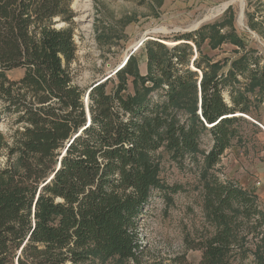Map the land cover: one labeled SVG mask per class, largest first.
I'll return each instance as SVG.
<instances>
[{
  "label": "trees",
  "instance_id": "16d2710c",
  "mask_svg": "<svg viewBox=\"0 0 264 264\" xmlns=\"http://www.w3.org/2000/svg\"><path fill=\"white\" fill-rule=\"evenodd\" d=\"M72 1L0 0V116L16 128L12 144L0 131L10 160L0 168V264H141L148 207L155 198L171 207L184 191L162 178V148L199 171L202 231L184 236L186 252H200L198 264H264V237L247 239L264 230L258 196L216 169L241 142L243 116L264 104L261 58L244 52L222 74L202 44L244 43L213 25L176 37L173 48L146 42V76L132 56L115 79L84 90L73 84V28L56 27L72 24ZM189 43L201 57L194 69ZM14 70L23 77L11 80Z\"/></svg>",
  "mask_w": 264,
  "mask_h": 264
},
{
  "label": "rangeland",
  "instance_id": "374dc122",
  "mask_svg": "<svg viewBox=\"0 0 264 264\" xmlns=\"http://www.w3.org/2000/svg\"><path fill=\"white\" fill-rule=\"evenodd\" d=\"M84 4L89 5L88 11L82 10ZM69 10L74 16L72 24L56 19V27L73 28L78 47L77 58L71 65L73 84L84 90L106 79H115V74L132 56L138 62L141 75L146 76V42L159 41L173 48L179 44L176 37L197 34L213 25L220 26L221 35H236L244 47L224 42L213 49L207 39L200 52L206 62H220L222 74H227L234 60L244 52L255 51L254 56L261 58L260 66L264 67V0H73ZM189 44L193 49L189 66L194 69V62L201 57L197 45ZM23 75V70L8 73L11 80H19ZM239 80L242 86L247 84L244 78L239 77ZM114 82L109 84V91ZM249 96L253 98L252 94ZM225 97L229 99V93ZM243 117L241 142L235 140L224 154L216 168L217 175L223 182L256 194L264 210V104L252 115ZM12 120L0 116V131L10 144L16 131ZM207 147L206 140L204 149ZM156 157L160 161L162 178L168 184L182 185L184 191L174 197L175 204L171 207L159 198L148 207V215L141 224L145 247L141 264H181L176 258L183 255L188 264H198L201 253L186 252L184 236L202 231L199 171L189 159L183 168L179 167L164 148L156 153ZM15 160L16 157L13 162ZM9 161L8 152L3 151L0 168L7 166ZM262 233L247 239L259 242L264 237ZM250 246L256 250L254 244ZM88 264L135 263L115 259Z\"/></svg>",
  "mask_w": 264,
  "mask_h": 264
},
{
  "label": "bare ground",
  "instance_id": "6f19581e",
  "mask_svg": "<svg viewBox=\"0 0 264 264\" xmlns=\"http://www.w3.org/2000/svg\"><path fill=\"white\" fill-rule=\"evenodd\" d=\"M81 8H82V10H84V11H88L90 7H89L88 4H84V5L81 6Z\"/></svg>",
  "mask_w": 264,
  "mask_h": 264
},
{
  "label": "water",
  "instance_id": "95a60500",
  "mask_svg": "<svg viewBox=\"0 0 264 264\" xmlns=\"http://www.w3.org/2000/svg\"><path fill=\"white\" fill-rule=\"evenodd\" d=\"M59 29H60V28H59ZM119 70H120V69H119ZM117 71H118V70H117ZM117 71H116V72H117ZM106 80H108V79H106ZM106 80H105V81H106ZM88 97H89V94L87 95V99H88Z\"/></svg>",
  "mask_w": 264,
  "mask_h": 264
}]
</instances>
